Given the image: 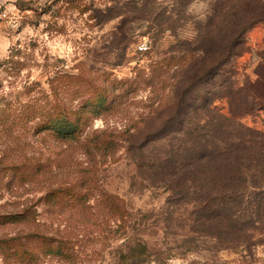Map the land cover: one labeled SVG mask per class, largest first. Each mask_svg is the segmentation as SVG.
<instances>
[{
  "label": "trees",
  "instance_id": "16d2710c",
  "mask_svg": "<svg viewBox=\"0 0 264 264\" xmlns=\"http://www.w3.org/2000/svg\"><path fill=\"white\" fill-rule=\"evenodd\" d=\"M237 1L239 8L213 7L197 24V37L181 42L178 52H168L179 55L178 71L171 104L154 119L158 125L153 131L130 132L108 125L94 129L97 120L107 122L121 112L126 91L112 73L86 62L72 71L56 72L50 81L55 100L36 91L38 97L22 105L17 116L0 103V127L28 129L34 139L6 148L2 161L8 164H0V173L13 177L5 185L0 178V188L8 192L34 188L41 193L24 203H6L16 206L10 211L2 207L4 264H39L47 257L77 264L75 248L86 245L88 232L112 225L125 235L120 261L146 264L162 251L153 250L144 239L129 237L128 231L140 223L154 226L160 219L169 229L182 207L189 211L184 244L206 240L216 252L241 253L239 261L224 264H258L256 250L264 246V130L247 126L243 119L264 113V41L250 52L261 61L256 80L239 86L224 70L242 55L250 30L264 24V0ZM126 7L132 19L147 26L154 44L160 35L172 33V20L153 19L147 5L133 0ZM121 30L111 43L122 62L134 43L130 41L134 32ZM218 32L223 36L214 49L212 40ZM175 59L171 57L169 63ZM149 64L147 68L156 72L159 63ZM14 140L21 142L18 137ZM163 140L167 146L162 152L148 150L150 144ZM37 143L47 147L44 153L34 150ZM123 143L126 152L140 158L137 166L143 182L168 193L163 212L139 214L140 222L127 201L108 192L100 181ZM14 231V236L9 235Z\"/></svg>",
  "mask_w": 264,
  "mask_h": 264
},
{
  "label": "rangeland",
  "instance_id": "374dc122",
  "mask_svg": "<svg viewBox=\"0 0 264 264\" xmlns=\"http://www.w3.org/2000/svg\"><path fill=\"white\" fill-rule=\"evenodd\" d=\"M129 1L133 0H0L1 106L17 116L22 105L38 97L36 91L39 90L55 100L50 81L56 72L63 68L72 71L80 62H86L112 73L113 77L124 83L123 90L126 91L123 92L121 112L107 122L97 120L94 129L108 125L111 129L130 132L140 129L153 131L158 125L154 119L171 104L172 86L178 71L179 55L168 52H178L181 42L194 40L198 35L197 24L205 20L213 7L221 5L229 9L239 8L240 5L237 0H136L141 6L147 5L153 19L157 17L161 21L168 18L174 23L172 33L167 31L160 35L161 40L154 44L147 34V26L132 19L134 16L126 7ZM112 15L114 18L107 20ZM120 28L123 32H134V37L130 39L134 43L122 62L118 57L120 51L111 43L114 36L120 37ZM222 36L218 32L213 38L214 49L219 46ZM246 38L248 42L241 49L242 55L235 57L224 70L225 73L231 72V77L239 86L246 80H256L255 72L261 61L258 55L250 52L255 46L263 45L264 24L254 26ZM143 44L149 46L145 53L139 51V46ZM12 57L14 60H10ZM171 57L176 59L169 63ZM152 60L159 63L156 72L147 68ZM243 122L264 130V113L249 115ZM9 130L0 127L2 165L8 164V161H2L8 146L14 148L16 144L22 146L30 140L34 141L28 129L13 127ZM17 137L21 139L20 143L14 140ZM122 145L116 160L101 172V185L108 192L124 198L138 221L141 219L139 214L162 213L168 193L162 187H152L143 182L137 166L141 163L140 158H137V154L126 152L124 143ZM166 146L167 142L163 140L150 144L148 150L160 153ZM46 148L37 143L34 150L44 153ZM10 176L13 177L10 173L1 175L3 185L11 179ZM0 189V211L2 207L8 211L16 208L7 207L15 201L24 203L28 198L41 195L34 188H12L10 192L5 188ZM179 209L180 212L175 214L177 221L169 224V229L164 227L162 219H156L158 223L154 226L140 223L135 230L128 231L129 237L144 239L153 250L162 251L160 256L146 264H224L241 259L240 252H216L206 240L184 244L189 229V211L184 207ZM41 211L39 207L38 212ZM40 219L45 221L42 215ZM8 233L14 236L16 232ZM88 234L86 245L75 248L79 257L77 264H125L119 259L124 250L121 245L125 243L121 230L114 225L95 227ZM256 259L258 264H264V246L257 248ZM0 264H4L2 259ZM39 264L63 263L47 257Z\"/></svg>",
  "mask_w": 264,
  "mask_h": 264
},
{
  "label": "built area",
  "instance_id": "2783aa9c",
  "mask_svg": "<svg viewBox=\"0 0 264 264\" xmlns=\"http://www.w3.org/2000/svg\"><path fill=\"white\" fill-rule=\"evenodd\" d=\"M148 49H149V46L147 44H143L139 46V51L141 53H145L146 51H148Z\"/></svg>",
  "mask_w": 264,
  "mask_h": 264
}]
</instances>
